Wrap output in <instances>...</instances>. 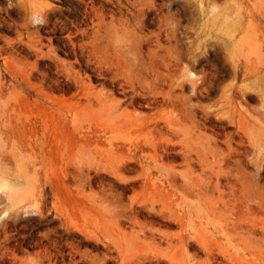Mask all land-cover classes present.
<instances>
[{"label":"rangeland","instance_id":"rangeland-1","mask_svg":"<svg viewBox=\"0 0 264 264\" xmlns=\"http://www.w3.org/2000/svg\"><path fill=\"white\" fill-rule=\"evenodd\" d=\"M4 213L0 264H264V0H0Z\"/></svg>","mask_w":264,"mask_h":264},{"label":"clouds","instance_id":"clouds-1","mask_svg":"<svg viewBox=\"0 0 264 264\" xmlns=\"http://www.w3.org/2000/svg\"><path fill=\"white\" fill-rule=\"evenodd\" d=\"M25 214H27V213H25ZM7 215H8L7 213L0 214V220L7 218Z\"/></svg>","mask_w":264,"mask_h":264}]
</instances>
